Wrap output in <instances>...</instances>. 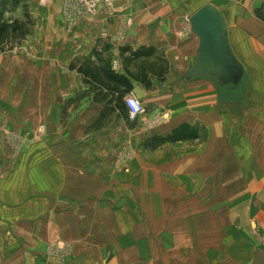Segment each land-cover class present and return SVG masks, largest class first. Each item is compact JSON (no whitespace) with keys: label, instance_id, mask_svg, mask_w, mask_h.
<instances>
[{"label":"rangeland","instance_id":"obj_1","mask_svg":"<svg viewBox=\"0 0 264 264\" xmlns=\"http://www.w3.org/2000/svg\"><path fill=\"white\" fill-rule=\"evenodd\" d=\"M182 1L225 14L246 77L186 123L178 109L194 80L186 69L164 97L161 52L154 94L170 112L150 131L179 124L167 137L139 135L145 117L124 133L117 112L88 124L82 97L33 98L23 42L0 46V264H264V0ZM48 2L0 0V14L34 33Z\"/></svg>","mask_w":264,"mask_h":264},{"label":"crops","instance_id":"obj_2","mask_svg":"<svg viewBox=\"0 0 264 264\" xmlns=\"http://www.w3.org/2000/svg\"><path fill=\"white\" fill-rule=\"evenodd\" d=\"M183 3L182 0H112L93 12L85 11L77 1L45 3L42 6L45 9L36 13L42 22L35 26L40 28L34 33L31 31L23 41L24 62L30 88L34 89L33 98H37L38 93L43 99L45 88L51 93L48 99L68 101L82 97L89 105L88 124L106 122L102 117L117 112L120 123L124 124V133H127L126 124L131 121L125 107L109 111L103 109L99 101L122 99L124 106V99L133 96L142 101L146 111L143 116L146 119L139 118L142 120L139 135L167 137L179 124L166 126L163 131L160 128L150 131L160 113L170 112L168 102H158L159 93L154 94L160 91L157 80L160 75L154 73L152 63L163 52L167 67L171 68L169 74L165 72L161 76L164 97L168 94L167 84L171 80H183L186 69L195 64L199 41L191 36L189 19L193 13L190 7L186 12L185 7L179 6ZM181 34L183 40L179 41ZM143 50L152 53L144 57ZM159 67L158 64L156 69ZM118 81L122 84H117ZM154 82L157 91L146 84L153 85ZM186 90L182 94L183 103L179 105L182 109H178L186 123L205 117L213 106L216 112L218 90L220 95L227 91L207 79L190 82ZM187 99L193 103H188ZM43 107L40 102V108ZM146 124H151L148 130Z\"/></svg>","mask_w":264,"mask_h":264},{"label":"water","instance_id":"obj_3","mask_svg":"<svg viewBox=\"0 0 264 264\" xmlns=\"http://www.w3.org/2000/svg\"><path fill=\"white\" fill-rule=\"evenodd\" d=\"M189 25L199 49L187 77L207 79L219 89L237 91L245 81L246 70L233 54L225 14L212 5H204L190 17Z\"/></svg>","mask_w":264,"mask_h":264},{"label":"trees","instance_id":"obj_4","mask_svg":"<svg viewBox=\"0 0 264 264\" xmlns=\"http://www.w3.org/2000/svg\"><path fill=\"white\" fill-rule=\"evenodd\" d=\"M28 33L29 29L25 23H19L18 21L7 23V21L3 20L2 15L0 14V46H3L5 43H9L10 45H20ZM143 51L144 52H141V54H143L144 57H148L152 53L150 50ZM83 73H86V71L84 70ZM117 84H122V82L118 81ZM181 140H185V138H178L177 141Z\"/></svg>","mask_w":264,"mask_h":264},{"label":"built area","instance_id":"obj_5","mask_svg":"<svg viewBox=\"0 0 264 264\" xmlns=\"http://www.w3.org/2000/svg\"><path fill=\"white\" fill-rule=\"evenodd\" d=\"M46 2L51 0H45ZM71 1H77L79 4L84 6V10L88 12H93V8H97L99 4L107 5L112 0H71ZM43 3V1H42ZM124 107L127 111V117L131 122H134L138 120L139 118H142L146 111L144 104L139 99L133 97V96H127L124 99Z\"/></svg>","mask_w":264,"mask_h":264}]
</instances>
